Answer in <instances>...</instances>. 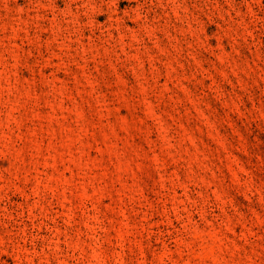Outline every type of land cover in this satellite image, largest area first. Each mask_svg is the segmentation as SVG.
<instances>
[{
    "label": "rangeland",
    "instance_id": "obj_1",
    "mask_svg": "<svg viewBox=\"0 0 264 264\" xmlns=\"http://www.w3.org/2000/svg\"><path fill=\"white\" fill-rule=\"evenodd\" d=\"M0 264H264V0H0Z\"/></svg>",
    "mask_w": 264,
    "mask_h": 264
}]
</instances>
